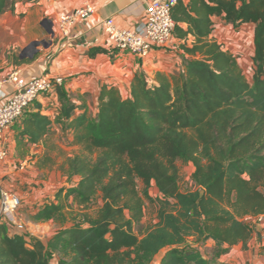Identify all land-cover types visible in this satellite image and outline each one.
I'll list each match as a JSON object with an SVG mask.
<instances>
[{"label":"trees","instance_id":"trees-1","mask_svg":"<svg viewBox=\"0 0 264 264\" xmlns=\"http://www.w3.org/2000/svg\"><path fill=\"white\" fill-rule=\"evenodd\" d=\"M11 1L0 0V14ZM172 15L176 36L196 37L192 47L183 45L190 54L183 69L158 72L155 82L139 70L128 97L103 86L97 115L85 110L68 125L81 146L68 159L69 174L80 179L27 211V219L65 224L72 202L88 207L101 194L97 214L74 216L47 242L9 234L0 217V264H151L165 248L161 264H218L228 246H248L255 225L246 217L264 213V0L180 1ZM213 16L235 28L255 25L252 81L238 57L209 37ZM99 53L119 51L89 50L91 57ZM74 108L65 107V118ZM51 124L40 111L31 113L21 134L37 142ZM179 162L195 168L184 190ZM153 183L162 195L157 200ZM155 200L156 220L137 231ZM190 236L214 241V254L188 243Z\"/></svg>","mask_w":264,"mask_h":264},{"label":"crops","instance_id":"crops-1","mask_svg":"<svg viewBox=\"0 0 264 264\" xmlns=\"http://www.w3.org/2000/svg\"><path fill=\"white\" fill-rule=\"evenodd\" d=\"M85 0H12L0 14V77L19 72L27 80L40 76L63 77L62 85H56L41 95L25 111L22 118L12 124L5 133L7 157L0 174V192L4 189L21 198V207L26 211L19 215L31 222L27 237L37 236L39 229L48 222L27 219V211L35 210L55 198L56 192L78 182L80 176L70 175L68 159L81 152L74 144V133L68 127L85 110L95 117L98 113L102 87L115 86L123 97H128L131 84L139 70H144L150 82L156 81L158 72L172 76L183 69L184 59L190 57L184 44L192 47L196 41L193 34L186 38L175 35L164 49L153 50L147 57L122 51L115 57L109 53L89 56L93 47H104L112 51L105 21L113 17L118 27L134 28L145 18L147 6L153 0H90L95 12L79 20L68 37H63L58 28L61 14L69 12ZM189 0H184L188 3ZM211 39L218 40L227 50L236 51L244 42L252 44L250 56L254 54L255 25L242 24L235 28L222 16H213ZM185 29L187 23L181 24ZM240 32L238 36L236 32ZM236 37H240L236 40ZM238 45L230 48V45ZM240 59V58H239ZM252 75L250 70H246ZM14 85L7 83L4 90L11 93ZM68 104L74 105L71 118L63 115ZM40 111L52 120L48 132L37 142H30L21 134L24 119ZM246 220L254 224V233L248 241L228 246L217 258L218 264H264V223L255 216ZM9 234L15 227L7 224ZM208 240L203 251L213 247ZM166 250L155 256L153 264H161ZM209 252V251H208ZM151 263V264H152Z\"/></svg>","mask_w":264,"mask_h":264},{"label":"built area","instance_id":"built-area-1","mask_svg":"<svg viewBox=\"0 0 264 264\" xmlns=\"http://www.w3.org/2000/svg\"><path fill=\"white\" fill-rule=\"evenodd\" d=\"M180 1L184 0H153L146 8L144 20L134 28L118 27L113 17L107 18L105 30L112 47L119 52L127 51L139 57H147L153 50L166 48L174 37L176 26L172 10ZM93 12L95 4L85 0L81 6L61 14L58 28L62 36L68 37L72 27ZM63 82V77L47 76L27 80L19 72L0 77V174L7 157L6 130L20 119L26 109L41 95L56 85H62ZM7 83L14 85L10 94L4 90ZM21 203L19 196L1 189L0 217L7 224L13 225L16 233H26L31 227V222L19 215ZM255 217L258 222L264 223V213Z\"/></svg>","mask_w":264,"mask_h":264},{"label":"rangeland","instance_id":"rangeland-1","mask_svg":"<svg viewBox=\"0 0 264 264\" xmlns=\"http://www.w3.org/2000/svg\"><path fill=\"white\" fill-rule=\"evenodd\" d=\"M237 36L240 33L239 31L236 32ZM240 38V37H238ZM236 37V40L238 39ZM239 45V44H238ZM237 45V46H238ZM252 44H248L247 42H244V45L242 47L237 48V46L231 44L230 48H237V50L234 52H231L233 54H235L238 57V60L240 62L241 67L243 68L245 74L247 75L248 79L250 81H252V75H250V73H248L246 70H250L252 72L253 70V61H252V55L250 56V51L253 48V46H251ZM255 47V46H254ZM240 58V59H239ZM179 166H180V174H181V179H180V184L182 189H187L191 186L192 184V180H191V174L194 171V166L191 163H181L179 162ZM139 187L142 189L143 187V183L140 181L139 182ZM150 193L152 194V196L157 200L161 195V193L159 192V189L157 188V186L155 185V183H153V185L150 188ZM156 200L153 202H147L146 204V216L143 219L142 223H140L139 225H137V231H142L145 230L146 227H148L151 223H153L156 220L157 217V209L156 206L154 205L156 203ZM0 201H1V192H0ZM103 204V199L101 197V194H99L97 200L95 203H93L92 205L88 206V207H81L76 205L75 203L72 202V207L68 210V214H67V222L65 224H62L60 221L58 220H50L47 221V225L45 228L43 229H39V232L37 233V235L41 236L45 242H47L49 240V238L55 234L57 231H59L61 228L64 227H68L70 225H72L74 223V216L79 217L80 214L82 212H88L91 215H96L100 206ZM25 209L21 208L20 212L24 215L25 213ZM78 219H81V217H79ZM32 224V223H31ZM26 233H30L29 231H27ZM188 243L190 244H195L198 245L199 247H201V249H203V245H205L206 242L204 241H197L195 237L190 236L188 238ZM168 249V248H167ZM208 250L206 251H210L209 253L211 255L214 254V252L212 250H210V248H207ZM166 249H163L161 252L163 253ZM52 261L54 263L58 262V256L55 255L52 258ZM153 264V263H152Z\"/></svg>","mask_w":264,"mask_h":264}]
</instances>
